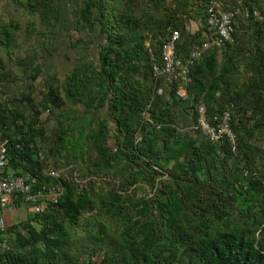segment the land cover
I'll return each instance as SVG.
<instances>
[{"label":"trees","instance_id":"trees-1","mask_svg":"<svg viewBox=\"0 0 264 264\" xmlns=\"http://www.w3.org/2000/svg\"><path fill=\"white\" fill-rule=\"evenodd\" d=\"M12 3L48 34L75 30L85 52L64 81L44 77L40 99L35 89L0 93L10 171L54 186L49 164L72 166L57 204L0 235V264H264V0L229 4L234 42L196 61L186 100L153 64L172 30L181 59L205 40L206 0ZM19 30L0 24V49L10 53ZM37 58L19 60L32 81L42 75ZM9 79L0 59V85ZM201 102L214 123L230 109L234 144L191 129Z\"/></svg>","mask_w":264,"mask_h":264},{"label":"built area","instance_id":"built-area-1","mask_svg":"<svg viewBox=\"0 0 264 264\" xmlns=\"http://www.w3.org/2000/svg\"><path fill=\"white\" fill-rule=\"evenodd\" d=\"M246 0H206V24L204 30L205 40L195 46L185 58H179L177 44L181 34L178 30H172L169 39L161 45L160 55L162 63L153 64V74L157 78H164L168 84L175 85L176 96L182 100L188 98L187 86L190 83V70L203 54L213 48H224L227 44L234 42L235 34V12L228 10L231 2L242 5ZM254 15L261 19L258 12ZM248 16V14H247ZM163 89H157V95H161ZM214 123L207 114L206 104L199 103L197 106V119L192 130L199 131L210 141L217 143L227 138L234 144L235 134L231 128V112L228 108ZM159 128V127H158ZM8 150L0 143V235H3L11 225L10 217L20 213V201L23 206L32 207L34 213L42 214L50 206L58 203L64 193L61 179L64 170L54 168L49 164L44 174L57 182L54 186L40 185L39 180L30 173L17 175L15 171L8 168ZM43 159V156H41ZM12 215V216H11ZM10 223V224H9ZM7 242H0V249L6 250Z\"/></svg>","mask_w":264,"mask_h":264},{"label":"rangeland","instance_id":"rangeland-1","mask_svg":"<svg viewBox=\"0 0 264 264\" xmlns=\"http://www.w3.org/2000/svg\"><path fill=\"white\" fill-rule=\"evenodd\" d=\"M72 21V16L69 18ZM11 21L19 24L20 30L18 32V38L16 47L11 49L10 53L0 49V59L4 61L6 70L9 72L10 79L7 83L0 85V93L5 92L8 97H21L22 94L35 89L37 97L40 99V91L42 90L45 76H56L59 81H64L67 74L70 73L72 67L75 66L76 61L81 55L84 54L83 44L80 43V35L75 30L63 33L59 30V27L52 29L48 34L44 29V25L40 22V18L37 15H31L23 9L16 8L12 3V0H0V24H6ZM30 24H33V32L29 34L31 29ZM201 25L199 23H191L189 31L195 33ZM32 31V30H31ZM42 32L44 35H42ZM67 33H70L69 36ZM85 37V35H83ZM77 43L72 46L71 44ZM48 48L50 55L46 54L45 50ZM96 43L89 46L88 53L93 60L97 58ZM36 52L38 55L37 64L42 67V75L38 77L36 81H32L30 75L33 73L25 72V67L19 64V60L25 59L27 56ZM221 59V57H220ZM30 85V88H28ZM79 109L82 111L83 107ZM100 115H104V111L99 112ZM48 113L42 115L44 121L47 120ZM48 130L54 128L52 120H48L46 123ZM72 166H66L64 175L70 173ZM142 196V193L139 194ZM34 210L32 207L24 205L20 213L9 218L11 224H16L20 220H25L29 215H33ZM12 216V215H11ZM22 220V221H23ZM9 223V224H10Z\"/></svg>","mask_w":264,"mask_h":264}]
</instances>
